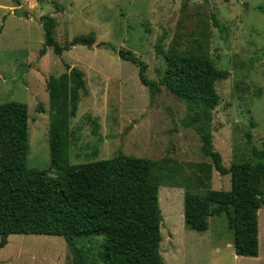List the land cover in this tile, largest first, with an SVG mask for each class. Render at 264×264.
I'll return each mask as SVG.
<instances>
[{"label":"rangeland","instance_id":"1","mask_svg":"<svg viewBox=\"0 0 264 264\" xmlns=\"http://www.w3.org/2000/svg\"><path fill=\"white\" fill-rule=\"evenodd\" d=\"M43 16L53 20L61 47L89 34L94 43L54 54L44 46ZM203 21L209 25L214 66L230 72L215 83L219 103L212 111L213 147L226 168L255 163L264 152V0H0V103L27 105V166L48 170L46 82L76 69L83 85L69 119V162L122 153L152 160L154 170L165 166L158 175L164 264H264V207L258 211L256 258L234 254L225 214L210 217L205 232L186 227L184 189L195 184L197 166L210 160L201 154L195 132L182 125L185 104L162 86L151 98L137 67L118 56V51L134 53L147 64L148 79L157 82L165 68L157 48L192 47L191 34ZM74 85L71 78L69 87ZM210 187L228 191L230 176L213 170ZM78 243L96 256L97 243ZM0 264H71V255L60 236L11 235L0 249Z\"/></svg>","mask_w":264,"mask_h":264},{"label":"trees","instance_id":"2","mask_svg":"<svg viewBox=\"0 0 264 264\" xmlns=\"http://www.w3.org/2000/svg\"><path fill=\"white\" fill-rule=\"evenodd\" d=\"M41 24L44 46L56 55L76 45L90 47L95 41L92 34L76 36L61 47L54 39L53 20L43 16ZM209 37V25L203 21L191 34L192 47L179 51L175 47L167 51L157 48L165 64L157 82L148 79L147 64L134 53L118 51V56L137 67L138 79L151 98L162 86L185 104L187 116L182 125L195 132L201 154L210 160L197 166L194 187L184 189L186 227L205 232L210 217L225 214L235 254L254 258L259 253L258 211L264 207V152L255 163H232L226 168L213 147L212 111L219 103L215 83L227 79L230 72L214 66ZM174 43L177 46L176 40ZM44 52L42 49L40 54ZM71 78L75 82L72 88ZM82 85L76 69L46 82L48 170L27 166V105L0 103V249L11 235L60 236L69 249L71 264H164L158 175L165 166L154 170L152 160L122 153L85 163L69 162V119L76 114ZM37 111L43 109L38 106ZM51 170L56 174L51 175ZM213 170L230 176L228 191L211 189ZM196 188L203 192L196 193ZM79 239L97 243L96 256L91 257Z\"/></svg>","mask_w":264,"mask_h":264},{"label":"crops","instance_id":"3","mask_svg":"<svg viewBox=\"0 0 264 264\" xmlns=\"http://www.w3.org/2000/svg\"><path fill=\"white\" fill-rule=\"evenodd\" d=\"M232 247H233V244H232ZM233 249H234V247H233ZM234 254H235V252H234ZM259 254V253H258ZM236 255V254H235ZM237 256V255H236ZM239 257V256H238ZM258 257V256H257ZM248 258H250V257H248ZM252 258V257H251ZM254 258H256V257H254Z\"/></svg>","mask_w":264,"mask_h":264}]
</instances>
